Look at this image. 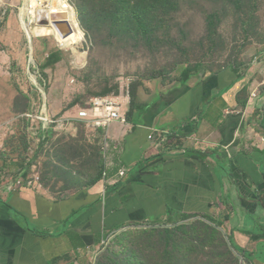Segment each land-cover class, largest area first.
Instances as JSON below:
<instances>
[{
    "label": "rangeland",
    "instance_id": "1",
    "mask_svg": "<svg viewBox=\"0 0 264 264\" xmlns=\"http://www.w3.org/2000/svg\"><path fill=\"white\" fill-rule=\"evenodd\" d=\"M35 6L0 0V183L9 187L22 175L58 197L98 177L100 140L76 116L96 97L134 106L186 70L264 82V0H51L43 16ZM232 243L207 218L171 219L117 229L95 264H250Z\"/></svg>",
    "mask_w": 264,
    "mask_h": 264
},
{
    "label": "crops",
    "instance_id": "2",
    "mask_svg": "<svg viewBox=\"0 0 264 264\" xmlns=\"http://www.w3.org/2000/svg\"><path fill=\"white\" fill-rule=\"evenodd\" d=\"M251 79L229 71L141 91L126 122L93 128L101 171L75 193L22 175L0 183V264H95L117 229L200 217L264 264L263 104ZM164 132L179 145L159 143Z\"/></svg>",
    "mask_w": 264,
    "mask_h": 264
},
{
    "label": "built area",
    "instance_id": "3",
    "mask_svg": "<svg viewBox=\"0 0 264 264\" xmlns=\"http://www.w3.org/2000/svg\"><path fill=\"white\" fill-rule=\"evenodd\" d=\"M251 99L263 104L261 125H264V82L252 93ZM123 108L124 101L119 97L99 96L94 98L87 107L81 108L76 116L77 119L86 122L92 128L105 130L113 122L127 121V113L124 112ZM167 135L168 133L164 132L159 143H167L169 146L179 145L180 140L177 136L169 138ZM262 142H264V138ZM181 152H184V150H181ZM120 175L124 176L125 171L121 172ZM17 182L18 184L21 183L19 180Z\"/></svg>",
    "mask_w": 264,
    "mask_h": 264
},
{
    "label": "bare ground",
    "instance_id": "4",
    "mask_svg": "<svg viewBox=\"0 0 264 264\" xmlns=\"http://www.w3.org/2000/svg\"><path fill=\"white\" fill-rule=\"evenodd\" d=\"M35 3L37 4V7L35 6ZM39 3H42L40 6H39ZM50 4H51V0H33V6H35L36 10L39 12V15H42L44 13H49V7H50ZM27 11H30L31 9L29 8V6L26 8ZM37 12V13H38ZM38 15V14H37ZM41 22H49L51 23L50 21V18L48 16H44L42 17V20ZM24 23V27L26 30H29L28 27H27V24L25 23V21L23 22ZM28 39L30 41V44L33 45V40H32V37L31 36H28ZM33 50V49H32ZM32 81L35 83V84H38L37 83V80H36V77L35 76H32ZM48 121H50V119H47Z\"/></svg>",
    "mask_w": 264,
    "mask_h": 264
},
{
    "label": "trees",
    "instance_id": "5",
    "mask_svg": "<svg viewBox=\"0 0 264 264\" xmlns=\"http://www.w3.org/2000/svg\"><path fill=\"white\" fill-rule=\"evenodd\" d=\"M54 58H55V60L56 59H61L62 57L59 55V54H54ZM53 61V60H52ZM49 66V65H48ZM192 73V70H186L185 72H184V83H186V82H188L189 80H190V74ZM204 218H207V219H209V220H211V221H213L211 218H209V217H204Z\"/></svg>",
    "mask_w": 264,
    "mask_h": 264
}]
</instances>
